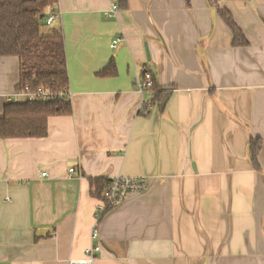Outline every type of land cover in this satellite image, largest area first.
<instances>
[{
	"label": "crops",
	"instance_id": "obj_1",
	"mask_svg": "<svg viewBox=\"0 0 264 264\" xmlns=\"http://www.w3.org/2000/svg\"><path fill=\"white\" fill-rule=\"evenodd\" d=\"M119 4L53 7L72 112L43 138L0 139V264H69L91 243L93 264H264V0ZM145 73L160 103L139 93ZM18 83L19 59L0 57V114L25 102ZM117 176L147 189L96 221L90 181Z\"/></svg>",
	"mask_w": 264,
	"mask_h": 264
},
{
	"label": "trees",
	"instance_id": "obj_2",
	"mask_svg": "<svg viewBox=\"0 0 264 264\" xmlns=\"http://www.w3.org/2000/svg\"><path fill=\"white\" fill-rule=\"evenodd\" d=\"M56 3L57 0H0V57L19 59L17 90L30 95L41 89L50 95L45 100L29 102L27 98L24 103L5 105L0 114V139L43 138L47 134L50 116H68L72 112L65 95L68 74L63 37L58 28L45 24ZM119 3L124 7L126 0H119ZM219 14L234 34L233 44L245 45L246 40L229 11L219 10ZM115 74L114 62L110 60L98 76L112 77ZM151 89L154 100L160 103L164 93L155 82ZM259 150L260 141H251L249 156L260 171ZM108 183L105 179L90 181L98 196Z\"/></svg>",
	"mask_w": 264,
	"mask_h": 264
},
{
	"label": "built area",
	"instance_id": "obj_3",
	"mask_svg": "<svg viewBox=\"0 0 264 264\" xmlns=\"http://www.w3.org/2000/svg\"><path fill=\"white\" fill-rule=\"evenodd\" d=\"M117 6L113 5L109 12H115ZM109 14V13H108ZM107 14V16H108ZM54 21V15L51 14L46 19V25H51ZM119 42L116 40L112 46ZM154 79L150 73H145L143 75V80L137 83V88L140 94H142L145 90H150L153 87ZM25 96V100L28 98V101L34 100H45L49 98V92L47 90L39 89L35 94H26L22 92ZM66 99L68 98V92L65 93ZM152 95L151 98H153ZM71 173L74 170H70ZM44 175V174H42ZM147 189V182L145 177H125V176H117L109 179L108 185L105 187L103 192L101 193L100 200L97 204L96 210V221L102 218V215L106 214L108 211H111L118 206H120L125 199L135 193L143 192ZM99 233L97 224H95L92 228L90 238L93 242L97 239ZM100 251V247L97 244L91 243L90 247L85 250V256L83 259L79 261H70L69 264H93L95 255Z\"/></svg>",
	"mask_w": 264,
	"mask_h": 264
},
{
	"label": "water",
	"instance_id": "obj_4",
	"mask_svg": "<svg viewBox=\"0 0 264 264\" xmlns=\"http://www.w3.org/2000/svg\"><path fill=\"white\" fill-rule=\"evenodd\" d=\"M217 1H230V0H217ZM146 52H147V56H148V51L146 49Z\"/></svg>",
	"mask_w": 264,
	"mask_h": 264
}]
</instances>
